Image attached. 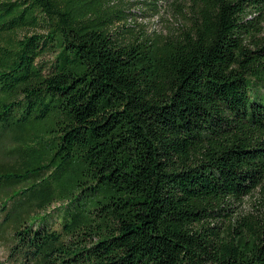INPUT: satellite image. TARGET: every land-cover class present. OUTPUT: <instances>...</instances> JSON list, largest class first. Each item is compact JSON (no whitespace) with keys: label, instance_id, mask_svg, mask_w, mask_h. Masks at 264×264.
Listing matches in <instances>:
<instances>
[{"label":"trees","instance_id":"trees-1","mask_svg":"<svg viewBox=\"0 0 264 264\" xmlns=\"http://www.w3.org/2000/svg\"><path fill=\"white\" fill-rule=\"evenodd\" d=\"M143 1L0 0V129L18 146L0 181L65 175L33 188L36 209L82 194L59 230L13 226V264H264V0H192L166 33Z\"/></svg>","mask_w":264,"mask_h":264},{"label":"rangeland","instance_id":"rangeland-1","mask_svg":"<svg viewBox=\"0 0 264 264\" xmlns=\"http://www.w3.org/2000/svg\"><path fill=\"white\" fill-rule=\"evenodd\" d=\"M129 1L137 2L139 0H114L118 4ZM156 6L159 8V12L152 15L153 8ZM197 9L192 0H144L141 3L140 10L144 12L145 17L139 21L147 32L155 30L166 33L167 31L175 30L177 27L188 25L193 15H196ZM50 58L51 56L46 54L41 60ZM49 123V119H36L32 121L31 126L28 128L36 135L41 136L45 134ZM24 144L23 147L25 148L29 145L26 142ZM17 150V142L13 140L11 132H3L0 129V163H13L18 157ZM64 177L65 175H59L57 171H54L50 175L45 174L40 185L43 187L48 183H52L54 187H59L63 183ZM40 185L31 186L30 183H27L8 187L0 181V220L4 217V214L10 218L9 224L0 226V264H13L8 260V254L13 243L12 229L14 225H42L49 223L52 229L59 230V214L68 205V199H74V202H76L82 196V194L68 195L72 190L70 184H67L65 192L61 195L56 193L51 204L42 209H36L32 204V191L33 188H37ZM260 197L261 194L258 191H254L252 195L245 196L241 203H236L231 208L232 210L228 212L239 215L245 214L255 208V206H258ZM220 221L221 219L217 220V222Z\"/></svg>","mask_w":264,"mask_h":264}]
</instances>
